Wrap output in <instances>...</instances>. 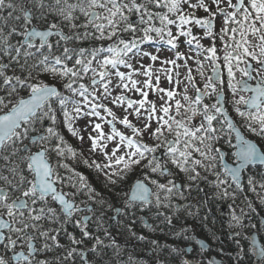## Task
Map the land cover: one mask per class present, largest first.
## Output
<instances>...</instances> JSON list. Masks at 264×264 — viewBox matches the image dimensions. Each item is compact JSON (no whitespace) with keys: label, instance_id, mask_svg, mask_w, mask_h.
<instances>
[{"label":"snow or ice","instance_id":"obj_1","mask_svg":"<svg viewBox=\"0 0 264 264\" xmlns=\"http://www.w3.org/2000/svg\"><path fill=\"white\" fill-rule=\"evenodd\" d=\"M61 125L81 148L87 133L96 158L82 163L107 194L67 163L83 152ZM225 145L233 166L221 171ZM0 161V264H242L236 238L256 211L247 191L264 204V0H0ZM200 181L231 201L234 256L191 226L170 233L183 245L132 230L138 211L175 207ZM93 205L149 243L152 258L120 244ZM187 207L218 241L208 215ZM253 252L264 264V246Z\"/></svg>","mask_w":264,"mask_h":264},{"label":"trees","instance_id":"obj_2","mask_svg":"<svg viewBox=\"0 0 264 264\" xmlns=\"http://www.w3.org/2000/svg\"><path fill=\"white\" fill-rule=\"evenodd\" d=\"M49 83H53V81H48ZM60 131L61 133L64 135L66 141L72 146L74 147L75 149L77 150H80V148L75 145L72 141L69 140V138L67 137L66 135V132H65V129L63 127V125H61L60 127ZM84 158H87L89 159L87 156L84 155L83 153V156H78L76 158L75 161L69 159L67 161V163H71L73 162V166L77 171L79 172H82L85 176L88 177V180L89 182L94 186L96 187L98 190L102 191V192H105V190L101 187V184H100V180H102L101 178L98 180L97 179V174L89 169L88 167H86L83 163H82V159ZM89 162H91V160L89 159ZM0 163H2V161H0ZM220 170L222 171V167L220 165ZM142 175L139 173V170H137V172L135 174H132L130 175L129 179H128V184L126 186V190H130L131 186L134 184V182L137 180V179H142ZM156 177H153V179H155ZM208 179H211L210 176ZM146 183H148L152 188H154V186L151 185L150 181H145ZM163 182V181H162ZM207 183V182H206ZM203 188V190H206V192H203V191H200V188ZM210 190H208V188ZM193 189H196V190H199L197 192H187L186 190L184 191V196H186L185 200L186 201H189L190 204L189 205H192L194 206L195 204H198V205H203L202 207H200V215H202V211L206 210L207 207L204 206V201H207L209 202L212 207L214 209H219V205L223 203L222 200H216L214 199V196H213V191L212 190V187L211 186H207L206 184H204V181H200L199 182V189L197 188H193ZM66 190H69V189H66ZM257 191H259V189H257ZM105 194H107L105 192ZM247 197L252 201L254 207L256 208V213L257 215L255 216L254 215V220L252 223H248L249 224V227H248V230L246 231V235L248 236V234L250 232H248L250 229L251 231H254V232H258L259 233V237L262 241V243L264 244V228L261 224V218H264V204H261L260 200L257 198L256 194L250 192V191H247ZM176 196H174L172 198V204L174 205V203L176 202ZM80 199V198H78ZM241 199V203L236 201V206L239 207H244V204H243V199L244 197H240ZM188 205V206H189ZM94 207H96L97 209V214L99 215L101 212H103V217H104V227H107L110 229V231H112V233L116 236V239L117 241L120 243V244H126L127 245V249L129 251H133V254L136 256V257H139L141 258L140 256V253H143L145 251V247L146 245H149V243L147 242H143V241H138L135 239V237H132L130 235V233H128V231L126 230V228L124 227H118V230L116 231L115 228H113L116 223H114L112 226H111V223H112V220H109L108 217L112 216L113 213L111 211H109L107 209V207L105 206L103 209H101L99 206L97 205H93ZM173 208V207H172ZM164 208V207H161L159 209L155 208V207H152L151 209H146V211H138L137 212V219H138V222L135 220V223H131L127 218H124V217H121L120 219L122 220V223L123 225H128L129 223H131V227H132V230L134 232H136L138 235L139 234H143L145 236H147L149 239H157V240H160L161 237H162V234L164 233V230L165 228H169V232L171 233H174L176 232L177 230H179L178 227H182V226H190V225H193L192 227H195V225H199L200 227H203L198 219H193V218H189L187 217L186 215H181L179 216L178 212L175 211V209L173 208ZM172 209V212H170ZM186 209L187 210H192V209H195L194 207L192 209H189L187 206H186ZM148 210V211H147ZM245 211L247 212L248 209L245 207ZM157 212H163L165 215H171L173 216V226H168L166 223H163V217H154L153 215L156 214ZM146 213V214H145ZM145 216L148 220V222L153 225V227L156 228V231L155 232H151L149 231L148 229H145L143 228L142 224H141V220L139 218H141L142 216ZM141 216V217H140ZM178 217V219H177ZM179 220H181L179 222ZM216 220V223L215 225L213 226V228L215 229V235L217 236L218 234L221 233V226L218 222V220L215 218ZM160 221V222H159ZM209 222V219L208 221ZM206 222V223H207ZM252 224H256L257 227L256 228H252L251 225ZM160 229H163V232L160 231ZM171 230V231H170ZM69 231H76L77 232V235H79L78 233V230H75L73 229L71 226H69ZM156 234H158L157 236H155ZM102 235V233H101ZM153 237V238H152ZM150 239V240H151ZM131 241H133V244L136 245L135 248L131 249L128 245H130ZM63 242V241H62ZM107 242V241H106ZM249 244V243H248ZM245 249V248H244ZM251 251V248L248 247V249L246 250V253ZM247 256H249V254H247ZM250 257L246 258V260H248Z\"/></svg>","mask_w":264,"mask_h":264},{"label":"flooded vegetation","instance_id":"obj_3","mask_svg":"<svg viewBox=\"0 0 264 264\" xmlns=\"http://www.w3.org/2000/svg\"><path fill=\"white\" fill-rule=\"evenodd\" d=\"M197 15H203V13L199 12V13H197ZM203 43L206 44L207 41H203ZM149 47L153 48V47H158V46L153 45V46H149ZM181 50L182 51L184 50L183 46L181 47ZM190 62H191V64L193 63L192 61H190ZM249 83L252 84V86H255L256 82L255 81H249ZM245 95H250V93L245 94ZM242 108L244 110H246V106H242ZM228 111L234 115L233 109L231 107L228 108ZM233 136H234V134H233ZM232 142H233V144L236 143L234 138H233ZM221 151L226 154L225 155V159L229 163H231V160L229 159L228 153H230V152L234 153L235 149H229L228 146L225 145V147L222 148ZM160 155L163 156V152H161ZM221 163H222V161L220 162V165L222 166ZM251 168H252L253 172H255L257 170V167H251ZM177 200H178V197L176 198V201ZM185 203L187 205H185L184 207H181L179 209L177 208V206L183 205ZM189 204H190L189 201L184 200L182 203L174 205L175 206L174 209H175L176 212L179 213L178 214L179 216L186 215L187 211H189V210L186 209V206H188ZM194 206L202 207L203 205L195 204ZM205 207H207V209L202 211V215L207 214L208 217H209V222H207L208 228L211 229L213 233H215V229L213 228V226L215 224L212 223L213 218H216L218 220L220 226H221V233L217 235L219 237V240L213 242L211 240V238H210L209 232L204 227H200L199 225H195V227H192L193 225H190L192 227V229H193V234L195 235V237L197 239H205V241L207 243H211L213 248H216V247L223 248L224 249V253H221L220 256H224L225 254L234 256L235 253H236V250H237V245L233 242L232 239L229 238V229L227 227V221L229 219V217H227V216L229 215L231 209L228 206H225V207H221L220 210L219 209L216 210V209H214L212 207V205L209 202L207 203V206H205ZM209 209H210V212H209ZM192 210L194 211L195 209H192ZM237 212L239 213L238 207H237ZM250 215H251V218L250 219H246L245 223H252L253 220H254V215L256 216L257 213L256 212L255 213H251ZM153 216L156 217V218L162 217V216H157L156 214H154ZM141 218H144L146 220V222L148 221L147 218L144 215ZM136 221L138 222V219H136ZM180 221L181 220H179V222ZM173 222H175V221H173ZM114 223H116V222L112 220L111 226ZM113 228H115L116 231L118 230V226L117 225H115ZM178 228H181V227H178ZM170 233L171 232H169V228L166 227L165 230H164V233L162 234V237H161V239L159 241L161 243H165L166 242L168 244L180 243L181 245H183L185 243L183 241H179V240L174 239L173 236ZM253 233H255V232H253ZM157 235L158 234H156L155 236H157ZM258 235H259V233H258ZM153 239H155V238H153ZM236 239H239L240 240V246L243 249L245 248L244 249L245 256H244V259L242 261V264H256L255 255H254V252L252 250V247H251L250 240H249L248 236L242 231V236L241 237H237ZM193 246L195 247V245H193ZM135 247H136V245L133 244V248H135ZM150 247H151L150 244L146 245L145 251L143 253H140V255H141L140 257L143 260L147 261V260H150L152 258L151 257V252L149 251ZM248 247L251 248V251L246 253V250L248 249ZM247 254H249V256H247ZM209 255H212L213 257L218 258V259L220 258V256H217L215 253H209ZM248 257H250V258L248 260H246V258H248ZM229 264H230V262H229Z\"/></svg>","mask_w":264,"mask_h":264},{"label":"rangeland","instance_id":"obj_4","mask_svg":"<svg viewBox=\"0 0 264 264\" xmlns=\"http://www.w3.org/2000/svg\"><path fill=\"white\" fill-rule=\"evenodd\" d=\"M146 47H149V46H146ZM149 50H152V48L149 47ZM164 54H165V55H170L169 53H164ZM146 62H147V61H146ZM189 63L191 64L190 61H189ZM161 82H162V84H165V82L163 81V79H162ZM132 98H134V99H139L138 96H133ZM149 98H150V99L152 98V94H151V93H150V95H149ZM114 111L117 113L118 116L122 114V109L114 108ZM82 123H83V121H77V125H80V124H82ZM106 127H107V126H106ZM118 127L122 129V126H121V125H118ZM64 129H65L66 135H67V137L69 138V140L72 141L75 145H77V146L80 148V150L84 153L85 156H87L90 160L96 158V157L92 156L91 153L87 150L88 147H89V143L87 142V133H83V132L81 133V134L84 135V137H85V142L83 143V148H81V142H80L78 139H76L75 137H73V136L67 131L66 128H64ZM122 130H123V129H122ZM89 131H90V129H89ZM70 165L73 166V162H71ZM61 172H62V174H63V170H61ZM151 176H152V178H153V177H156V174H151ZM100 178L103 179V177H100ZM210 178H211V179H209V180H212V179H213V177H211V176H210ZM204 184H206L207 186H211V185H209L208 183H206L205 181H204ZM207 188H208V187H207ZM200 189H202L203 192H206V190L204 191L202 187H201ZM208 190H210V189L208 188ZM186 191H187V190H186ZM197 191H199V190L193 189V190L191 191V193H193V192H197ZM200 191H201V190H200ZM211 191L214 192L215 190L212 188ZM187 192H188V191H187ZM176 197H178V200L174 203V205L182 203V202L185 200V198H186V196H184V197H185L184 199H181L179 196H176ZM222 201H223V200H222ZM236 201H238V202L241 203V199H240V198H238ZM230 203H231V201H223V203L219 205V210H220L221 207L228 206ZM235 203H237V202H235ZM173 208H174V207H173ZM173 208H172V209H173ZM172 209H171L170 212H172ZM143 211H146V209H144ZM238 211H239V208H238ZM227 217H229V215H228ZM245 224L247 225V227H246L245 229L242 230L244 233H246V231L248 230V227H249V224H248V223H245ZM248 232H250V233L248 234V238H249L250 234H251L252 232H254V231H251V229H250ZM128 233H129V232H128ZM128 246H129L131 249H133V241H131L130 245H128Z\"/></svg>","mask_w":264,"mask_h":264},{"label":"water","instance_id":"obj_5","mask_svg":"<svg viewBox=\"0 0 264 264\" xmlns=\"http://www.w3.org/2000/svg\"><path fill=\"white\" fill-rule=\"evenodd\" d=\"M223 164H229L230 166H233L232 164L228 163L226 159H224L222 161V166H223ZM251 167H258V166L257 165H252ZM260 167H264V166H260ZM242 182H243V178H242ZM185 205H187V204L185 203L183 205H179V206H177V208L179 209L181 207H184ZM261 221H264V218H262ZM263 227H264V224H263ZM250 243H251L252 248H258V247L262 246V243H261V241H260L259 236H258L257 233H254L253 235H251V237H250ZM255 259H256V264H260L261 263L260 258L256 254H255Z\"/></svg>","mask_w":264,"mask_h":264}]
</instances>
